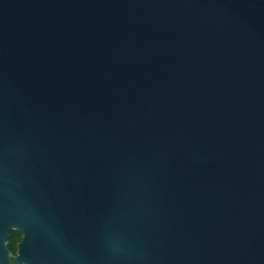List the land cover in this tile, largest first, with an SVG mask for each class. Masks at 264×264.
Returning <instances> with one entry per match:
<instances>
[{"label":"water","instance_id":"95a60500","mask_svg":"<svg viewBox=\"0 0 264 264\" xmlns=\"http://www.w3.org/2000/svg\"><path fill=\"white\" fill-rule=\"evenodd\" d=\"M0 264H264V0H0Z\"/></svg>","mask_w":264,"mask_h":264},{"label":"trees","instance_id":"16d2710c","mask_svg":"<svg viewBox=\"0 0 264 264\" xmlns=\"http://www.w3.org/2000/svg\"><path fill=\"white\" fill-rule=\"evenodd\" d=\"M23 234L19 230H12L8 241V247L12 254L15 255L18 249V243L22 240Z\"/></svg>","mask_w":264,"mask_h":264}]
</instances>
